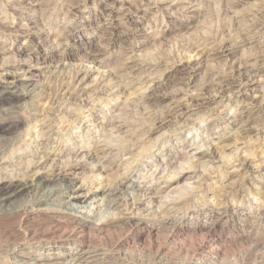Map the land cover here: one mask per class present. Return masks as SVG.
<instances>
[{"label":"rangeland","instance_id":"rangeland-1","mask_svg":"<svg viewBox=\"0 0 264 264\" xmlns=\"http://www.w3.org/2000/svg\"><path fill=\"white\" fill-rule=\"evenodd\" d=\"M262 24L264 0H0V85L7 69L24 78L23 67L17 66L23 64L34 67L35 86L45 88L21 100V110L0 113V131L16 118L25 122L0 133L21 136L12 163L0 168L22 173L29 160L47 149L59 157L45 166L63 169L72 160L81 161L77 151L94 150L102 141L110 149L75 168L78 185L87 192L99 183L114 186L131 177L156 194L150 202L152 194L127 188L116 209H104L101 196L73 209L56 195L46 203L49 210L37 215L40 223L17 218L0 224V264L18 263L15 248L27 257L54 252L35 243L33 234L57 229L55 221L62 224L57 235L74 234L76 242L59 251L66 258L54 264H73L71 252H81L77 244L83 237L95 251L88 257L101 259L99 264H264V112H256L241 140L250 142L245 151L258 172L243 188L221 195L237 165L230 162L214 172L218 163L200 162L207 168L199 167L197 177L174 179L192 171L187 160L197 146L224 138L230 117L243 112L246 100L235 92L236 69L251 70L245 76L248 95L264 100V62L255 64L264 58V31L257 33ZM196 53H201L200 65L189 62ZM191 66L197 69L192 76ZM105 73L114 74V94L99 93ZM217 76L226 77L215 86L220 96L205 104V95L217 93L207 84ZM78 89L85 101L69 99L67 93ZM151 94L167 96L142 99ZM185 106L190 113L184 116L180 108ZM162 119L173 122L156 131ZM119 121L127 125L113 132ZM226 144L220 154L230 155L225 160L230 161L235 142ZM103 156L108 159L101 163ZM164 160H173L174 167H166ZM99 164L104 169L94 171ZM203 172L208 173L201 178ZM167 181L173 183L168 188ZM138 197L146 201L139 208ZM173 200L179 203L159 211L161 203ZM130 211H136L133 220Z\"/></svg>","mask_w":264,"mask_h":264},{"label":"bare ground","instance_id":"bare-ground-1","mask_svg":"<svg viewBox=\"0 0 264 264\" xmlns=\"http://www.w3.org/2000/svg\"><path fill=\"white\" fill-rule=\"evenodd\" d=\"M261 9H263V8L261 7ZM258 11H259V9H258ZM259 12H261V11H259ZM261 13H263V11ZM259 18H261V17H259ZM237 20H239V19L237 18ZM242 30H244V29H242ZM242 30L239 32L241 33ZM256 31H255V33H256ZM258 31L259 32H257V33H261L262 31H264V25L263 24H262L261 28H258ZM242 37H243V35H242ZM191 43H193V42H191ZM197 45H195V46H197ZM233 46H237V44H234ZM190 48L192 49L193 46L191 45ZM194 48H197V47H194ZM200 56H201V53L189 55L188 56V58H190L189 62L197 61L196 64L200 65V63H199L201 61ZM256 59L257 60H256L255 64H260L261 62H264V58H262V56H260ZM132 64H134V66H136V65L142 66V64H135V63H132ZM17 66L19 68L23 67L24 73H25L24 78H19V76H18L19 73L12 72L11 70L7 69L3 72V81H2V84L0 85V90H1L0 91V113L5 111L4 114H6V115L9 114L14 109L21 110V105L19 104L20 101L23 100L24 98L30 96L31 92L35 88L38 90L37 94H39L40 92H43V93L45 92V88H42L41 90H39L35 86V83H34L35 82L34 81L35 76L34 75H35L36 71H35L34 67L24 66L23 64H19ZM196 70L197 69L194 66H191L188 74L190 76H192V74L195 73ZM90 72H91V69H88L87 71H85L86 74L84 77H87V75ZM250 72H251V70L248 69L246 66H241L234 71V75H236L237 76L236 78H238V80H239V84L237 83L238 85L235 87V92L237 93L238 96H240L241 98H244L246 100V103L242 106L243 112H240L238 115H234V116L230 117V121L228 122L229 128L227 127L228 128L227 130H229L230 132L227 133L226 136H224V138H221L220 140L215 141L213 144H211V145L207 144L208 147H205L204 150L201 148H203L206 145L205 143H204L203 147H202V145H201V147L197 146L196 147L197 152H195L196 154L193 155V157L191 159L187 160V163L188 164L190 163V165H191L192 171L181 172L180 176L178 178H174V179H176V181L182 180L184 178H186V179L191 178L192 179L193 177H195L198 173L199 167L207 168L206 164H204V163L201 164L202 162L208 161V162H211L214 164L218 163L219 166H216L214 169L212 168L211 169L212 172L220 169L222 167V165H224L225 163H228V162H230L228 164L237 163L236 167L231 172V176L229 177V179L232 178V180H228V184L226 183L224 186L221 185L223 187V192H224L221 195H226L235 189L243 188L246 185L250 176L254 175L255 173H258L255 170L256 168L250 162V160H251L250 156H247L246 151H245L246 147L250 144V142L249 141H247V142L241 141L244 138L243 133H247L249 131V129L245 128V127L250 122H252L256 119V116H255L256 112H258V113L261 111L264 112V100H260L256 96L251 97L250 94L248 95V91H249L247 89V82L248 81H245L246 80L245 76ZM113 75L112 74L109 75V73H105L104 85L100 88L99 93H103V94L105 92L108 94L116 93V88H114V86L111 87V84L113 83V80H114V78H111ZM185 79L188 82H190L189 79H187V78H185ZM224 79H226V77ZM224 79L220 80V77L214 79V77H213V80L211 79V81L210 82L208 81L209 83H207V84H210L213 86V88H215V86L219 85L220 81L223 82ZM31 87H32V89H31ZM19 88H20V90H19ZM216 88L214 90H216ZM36 89H35V91H36ZM16 90H18L17 93H16ZM219 93H220V90H218L216 94H211L209 96L205 95L203 98L204 103L209 104V103L214 102L220 96V95L218 96ZM67 94H70V96H69L70 100L82 102V101H85V99H87V98H84L85 94L83 92H81L79 89L76 91V93L74 90V91H71L70 93H67ZM63 96L64 95H62V97ZM166 96L167 95L161 96V95H157V94L156 95L151 94V95H146L142 99H147V100L148 99L149 100L154 99L155 101H159L160 99L163 100ZM5 104H8V105H5ZM9 107H11V108H9ZM180 110H182L181 114L184 116L188 115L190 113L189 109L186 108V106L181 107ZM190 116H192V117L196 116V113H193ZM16 119L17 120L14 122H11L10 125L2 127L0 133L13 132V131L17 130L20 127V125H23L25 123L24 120L22 121L21 118H16ZM178 119H176V120H178ZM186 119L191 120L189 117H187ZM172 122L173 121L171 119L170 120L169 119L168 120L167 119L160 120L158 126L156 127V131L158 129L164 128L167 124H170ZM128 123L130 124V122H128ZM124 125H127V124L124 123L123 121H121V122L119 121V124H114L112 126V129H113L112 131L113 132L114 131L115 132L121 131L125 127ZM182 127L185 130L187 129V125L182 124ZM112 137L115 140L117 139L114 136H112ZM20 138H21V136H0V167L5 163H12L13 158L17 155L16 148L18 146ZM118 140H119V138H118ZM231 140H233L235 142L233 148H234V151H237V152H235V155H234L235 158L230 159V161H225L226 159H228V157L230 158V155L225 154L226 155L225 156V155L220 154V153H222V150L224 148H228L227 147L228 144H226V143L230 142ZM101 142H100V145H97L94 150H88V151L83 150L80 154L77 151L76 156L77 157L81 156V161H79V160L73 161L72 160V163L67 164L65 166V168H63V169L62 168H56L55 165L52 167L51 166H48V167L45 166V163L47 162L48 159L53 158L55 160L57 157H59V153H56L52 150H47V149H45L44 152L37 154L35 157L33 156L34 157L33 160H29L28 162L26 161L27 164H25L26 167L24 168V171L22 173L21 172H19V173L13 172L12 174H9V173L7 174V173H5V171H3L5 167H2L3 170H2V168H0V224H2L5 221H11V220H14L17 218L20 220V222H26V221L28 222L29 219H33V220L37 219L36 221L37 222L39 221L38 223H40L41 221L39 220L38 216L41 215V213H43L44 211L49 210V208H46V203L49 202L56 195L60 196L61 201H63L68 206L73 207V209H75V207L83 208L84 204H86L88 202V199H90L92 197L96 198L98 196H101L102 199H104V205H103L104 209H110V208L116 209L121 205L120 196H123L121 194L124 193V190L127 188L130 189L131 191H133L134 193L135 192L136 193L142 192V193H144V195L152 194L148 199L149 200L151 199L150 202L154 201L156 199V197H155L156 194H155L154 190L147 188L142 183H139V184L136 183L135 181L132 180L131 177H124L122 180L120 179L121 181L117 180L118 184H116L117 182L116 183L113 182L114 184H116L114 186L112 184L103 185V183H99L98 187L92 186L89 189V191H87V192L85 191V185H82V184L78 185V183H76L74 176H73V174H74L73 172H74L75 168L78 165H82V162H86L87 159L100 157V155H102L104 152H106V149H110L111 146L104 145V144L102 145ZM107 143H109V142H107ZM107 143L105 142V144H107ZM157 143H158V140H157ZM108 146H109V148H108ZM10 147H15V149L12 151V153L8 152V149ZM13 152L16 154H14ZM6 154H9V155L7 156ZM100 159H101V163H102V162H106L108 157L103 156ZM167 161H168V159H167ZM163 162L166 165V167H168V168L170 166L172 167L174 164L173 160L170 162H165V160H164ZM163 162H161V163H163ZM132 163H134V161ZM103 169H104V167H102V164H99L96 167H93L94 171H99V170H103ZM211 170H210V173L207 172L209 175L212 174ZM6 171H7V168H6ZM206 171H207V169H206ZM188 173H189V175H186ZM207 173L203 172L201 174V178H202V176H205ZM97 179H99V175L96 176V180ZM172 184L170 181H167V184L165 183V187L168 188ZM2 185H4V186H2ZM191 190H192V188H191ZM131 191H129V192H131ZM161 191H163V189ZM161 191H160V193H161ZM220 192L222 193V191H220ZM24 196H28V199H23ZM62 196H63V198H62ZM134 198H133V200H134ZM139 198L140 197H138V200L136 199L137 203L135 204V206H138L137 208H139V205H141V203L146 202L144 200L145 198L143 199V197H142L143 200H139ZM136 200H134V202ZM126 203H125V205H126ZM132 203H130V204L132 205ZM178 203H179V201H175V200H173L171 202L170 201H164L163 203H161V206L159 207V211H164L165 209H167L170 206V204H178ZM127 206H128V203H127ZM135 212L134 211H133V213L131 212V216L129 218L128 217L127 218L129 220L135 219L136 218ZM113 219H114V217H113ZM107 221H109V220H107ZM55 222H57V223H54L58 226L57 229H56V227L50 228L49 230L44 231L42 233H34L33 234L35 237L33 239L35 243L40 244L41 246H43V248H47V251H54V252H50L49 255L44 256V257H42L41 254L35 255L32 257H27V255H24V253H22L23 252L22 250L15 248L14 249L15 255L17 254L20 257V260L17 261L18 262L17 264H54V263H56L54 261H56L57 259H60V258L65 259L66 258L65 255L59 251H68V246L71 245L73 242H76L75 241L76 235L68 234L66 232L60 233L59 235H57L60 227H62V224L59 223L58 221H55ZM108 223H110V222H108ZM33 240H31V241L33 242ZM78 242H80L77 245H78L81 252L78 254H76V252L75 253L71 252L73 257H75L73 259V264H83V263H85V264H99L102 262L101 259H93L92 257H88V255L94 253L95 251H93L94 249L93 250L91 249V247H92L91 245H90L91 246L90 247L89 244L88 245L86 244L87 242H86V239L84 237H83V239H80ZM74 244L76 245V243H74ZM93 247H95V246H93ZM28 258H29V260H27ZM15 259H17V257Z\"/></svg>","mask_w":264,"mask_h":264}]
</instances>
